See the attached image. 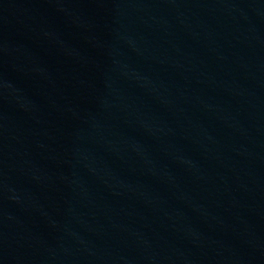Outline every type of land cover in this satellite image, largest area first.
Segmentation results:
<instances>
[{
    "label": "water",
    "instance_id": "95a60500",
    "mask_svg": "<svg viewBox=\"0 0 264 264\" xmlns=\"http://www.w3.org/2000/svg\"><path fill=\"white\" fill-rule=\"evenodd\" d=\"M0 109L104 264H264V0H0Z\"/></svg>",
    "mask_w": 264,
    "mask_h": 264
}]
</instances>
